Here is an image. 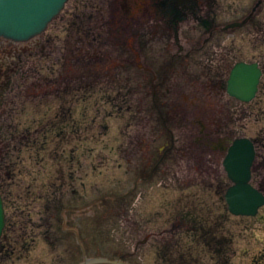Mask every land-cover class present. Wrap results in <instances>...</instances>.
Masks as SVG:
<instances>
[{
  "label": "rangeland",
  "instance_id": "obj_1",
  "mask_svg": "<svg viewBox=\"0 0 264 264\" xmlns=\"http://www.w3.org/2000/svg\"><path fill=\"white\" fill-rule=\"evenodd\" d=\"M194 3L171 30L153 0H70L38 38L47 49L35 48L30 60L44 67L31 71L29 60L7 97L15 123L26 124L36 117L32 98L61 82L67 139L59 163L60 132L49 137L46 169L27 149L8 159L15 174L0 179L5 234L34 249L0 264H65L75 245L76 264H168L158 256L168 248L186 253L172 264H264V207L255 217L229 212L226 152L214 150L224 138L254 142L251 184L264 191V0ZM174 56L180 64H170ZM237 63L263 73L251 103L225 92ZM217 82L223 92H214ZM58 220L64 227H47ZM53 234L61 244L49 243Z\"/></svg>",
  "mask_w": 264,
  "mask_h": 264
},
{
  "label": "flooded vegetation",
  "instance_id": "obj_2",
  "mask_svg": "<svg viewBox=\"0 0 264 264\" xmlns=\"http://www.w3.org/2000/svg\"><path fill=\"white\" fill-rule=\"evenodd\" d=\"M154 1V9L156 10L155 13L157 16H160L162 20H164V24L167 29L177 30L179 24L184 20V16L186 13L192 14L194 8L195 0H153ZM184 15H182V14ZM198 20V19H196ZM38 39L31 40L26 43H16L12 41H8L5 39L0 38V107H2L1 114H0V179L6 177L7 179L12 178V174L14 173V166L15 163L8 161L12 159L13 156L18 152H21V148L27 149L29 153V157L31 158L32 155L35 158H40V162L37 165H40L42 169H46L45 166L43 167V162L45 161V156L47 157L48 154H44L46 148L48 146V139L49 137L53 138L58 132V139L60 140L59 145L56 146V156L53 158H57L58 162L61 163L62 160V153L61 146L64 145V139H67L65 136L64 130L67 129L65 126V119H67V115L64 112V93L61 82H50L46 84V92L42 91L41 97H33L34 103L31 106L32 114L36 117H33L31 120L26 121V124L21 122L24 125H17L18 122L16 119L17 111H16V103L7 97L9 92H12L14 89L12 84H14V77L20 74V79H23L27 73L24 71L23 66H25L28 61L33 57L34 52L36 51L35 48L40 47V50L44 53L46 51L45 45H40L37 43ZM175 41L178 43V35L175 37ZM179 54L183 51L181 46H178ZM177 56L170 61V64H180L177 60H175ZM185 57L190 58L191 55L187 54ZM30 70L40 69L43 66V62H34L33 60L29 61ZM48 67V66H47ZM159 71H157L158 73ZM263 75V74H262ZM58 86V87H57ZM57 87L55 91V96H47L49 88ZM154 90V96L158 94L157 88ZM214 92H223L225 87L222 83L217 82L214 85ZM226 92V91H225ZM167 93H170L167 90ZM164 95V93H163ZM37 96V94H36ZM49 100H55L57 102L56 108L52 106ZM237 101V100H236ZM9 106V107H7ZM8 108V111L6 110ZM23 112V111H22ZM39 116V117H38ZM8 118V119H7ZM10 120V123H9ZM167 132L169 131L167 127H165ZM232 142L229 143L228 139H221L220 143L214 147V150L220 151L221 153L227 154L229 147L231 146ZM42 149V151L40 150ZM41 155V156H40ZM226 156V155H225ZM225 159V157H224ZM223 159V161H224ZM36 161V160H33ZM37 162V161H36ZM56 169H60V166H57ZM39 175V172H35ZM55 187V184H53ZM2 185L0 184V193H1ZM27 194H31V187L27 188ZM59 188L54 189V192ZM2 195V194H1ZM3 197V196H2ZM59 199V198H57ZM4 200V199H3ZM60 200V199H59ZM4 204H6L4 200ZM170 222V221H167ZM8 222L6 221V227ZM59 224V226L55 225ZM54 225L58 227H64V221H51L48 228L54 227ZM172 225V224H171ZM194 230H197L195 227ZM59 231L54 232V234H59ZM49 236L51 240L49 243L51 245L61 244L62 241L58 235ZM163 233L162 235H165ZM147 242L144 241L142 245ZM75 245V244H74ZM31 244L22 236H9L4 234L3 238L0 241V257L2 259H29L31 250ZM159 251V249H158ZM162 253L164 255L165 263L172 264L174 263V259L176 257L183 258L181 254L183 253L181 250H177L176 252L169 251V248L166 252L159 251L158 256L161 257ZM67 254V253H66ZM70 258L65 261V264H76V245L72 247L70 251ZM172 259V260H171ZM93 260H102L107 262H116V263H126L122 259L114 260V259H89ZM162 260V259H161ZM163 261V262H164ZM84 263V261H83ZM79 264H82L79 263ZM128 264V263H126Z\"/></svg>",
  "mask_w": 264,
  "mask_h": 264
},
{
  "label": "water",
  "instance_id": "obj_3",
  "mask_svg": "<svg viewBox=\"0 0 264 264\" xmlns=\"http://www.w3.org/2000/svg\"><path fill=\"white\" fill-rule=\"evenodd\" d=\"M69 0H0V38L26 43L39 37L61 14ZM235 24L241 27L245 24ZM262 71L257 64L238 63L230 72L227 94L242 103L255 100ZM256 159L255 144L250 139L235 140L227 151L223 167L232 186L225 193L231 214L255 217L264 207V191L252 184V168ZM5 228V213L0 196V238ZM83 264H124L102 260H86Z\"/></svg>",
  "mask_w": 264,
  "mask_h": 264
}]
</instances>
